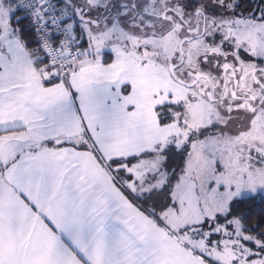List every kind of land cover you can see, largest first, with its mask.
I'll use <instances>...</instances> for the list:
<instances>
[{
  "label": "snow or ice",
  "instance_id": "obj_1",
  "mask_svg": "<svg viewBox=\"0 0 264 264\" xmlns=\"http://www.w3.org/2000/svg\"><path fill=\"white\" fill-rule=\"evenodd\" d=\"M0 264H264V0H0Z\"/></svg>",
  "mask_w": 264,
  "mask_h": 264
}]
</instances>
